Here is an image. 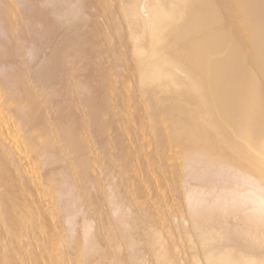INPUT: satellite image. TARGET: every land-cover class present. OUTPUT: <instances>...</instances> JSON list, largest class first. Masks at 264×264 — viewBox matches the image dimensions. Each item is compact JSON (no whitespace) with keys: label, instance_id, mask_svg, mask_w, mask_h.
<instances>
[{"label":"bare ground","instance_id":"bare-ground-1","mask_svg":"<svg viewBox=\"0 0 264 264\" xmlns=\"http://www.w3.org/2000/svg\"><path fill=\"white\" fill-rule=\"evenodd\" d=\"M120 9L133 58L118 87H111L112 79L99 81L113 68L97 67L95 48L92 59L84 62L67 58L74 51L64 55L74 73H80L68 76L67 83H84L89 90L85 99L73 101L71 108L77 111H50L47 82L30 69L25 71V84L16 77L0 78V93L14 92L0 97V250L4 251L0 264H91L87 258L101 249L98 237L90 232L92 220L81 216L76 238L68 216L84 213V201L89 209L95 208L80 194L96 184L91 179L89 185L88 176H98V166L108 170L116 164L122 180L129 181L130 171L139 165L129 155L131 146L140 149L149 144L162 155L171 147L175 156L186 159L202 154L255 176L264 186V0H123ZM36 79L42 82L34 89L28 87ZM101 88H105L103 97L96 92ZM119 101H127L128 106L119 113L112 111L110 106ZM15 110L20 113L17 121ZM117 115L128 124L138 119L141 123L135 129L148 133L146 142L139 135L133 139L128 134L122 141L119 135L112 137L110 119L103 117ZM116 155L118 159L111 162ZM68 186L73 191L69 203L59 199ZM124 197L130 202L127 194ZM96 229L100 225L95 221ZM151 247L155 264H178L175 249L172 254L168 244ZM250 250L254 254L256 249ZM208 251L202 258L193 256V262L264 264V255L260 259L257 253L235 256L227 250Z\"/></svg>","mask_w":264,"mask_h":264},{"label":"rangeland","instance_id":"rangeland-1","mask_svg":"<svg viewBox=\"0 0 264 264\" xmlns=\"http://www.w3.org/2000/svg\"><path fill=\"white\" fill-rule=\"evenodd\" d=\"M104 1L106 2L103 0H0V78L9 81L16 77L15 79H20V82L23 80L22 83L25 84L24 74L30 69L31 73L39 74L41 79L44 77L47 82L46 92L52 99L51 108H48L50 111L58 108L77 111L71 108L73 101L85 99L89 90L84 83L74 82L75 85L67 83L70 82V76L78 77L80 73H74L70 63L65 59L75 57L78 63L84 62L88 58L92 59L95 48L97 67L102 70L106 67L113 68L111 75H101L102 78L98 75L99 81L112 79L111 87H118L119 78L127 74L126 68L130 67L133 57L129 49L130 40L127 39L128 27L120 11L123 0ZM144 1L148 3L150 0ZM8 6H11L9 9L12 8L11 15ZM142 15L145 17L146 12ZM11 32H15L16 35L11 36ZM121 44H126L123 51ZM67 52L74 54L70 53L64 58ZM226 52L227 50L217 56H225ZM122 57L125 58V62H122ZM67 68L68 70L71 68L69 70L71 73ZM39 82L42 80H30L27 85L34 89ZM96 92L98 96L103 97L105 88ZM13 93L12 90L7 89L0 93V97H11ZM127 103V101H119L110 108L119 113L128 106ZM15 113L19 116V118L14 116V120L17 121L20 119V113L19 111ZM118 116L103 117L105 120L110 119L112 137L118 138L119 135L118 139L122 141L126 139L125 136L130 135L135 139L139 135L140 139L146 142L148 133L135 129L141 123L138 119L135 118L128 124ZM103 118L97 121H102ZM139 147L140 149L131 146L129 149L131 150L129 155L132 154L136 160H139V165H134L135 171H130L132 177L129 181L122 180L123 174L120 170H115L116 164L114 168L112 166L108 170L107 166H98L99 177L96 175L91 178L92 174H90L89 182L87 181L89 185L92 184V180L96 184L85 188L80 194L82 198L85 197L83 200L88 199L92 204L95 203V208L89 209L84 201L86 205L82 206L84 213L68 216L69 221L74 224L72 233L76 238L78 234L75 233L81 226V216L92 220L89 222L90 232H94L98 237L101 249L97 251L100 253L99 258L97 253L87 258V260L91 259V264L98 260L102 264H155L154 249L151 246L161 242L168 244L171 252L175 249L176 253L172 252V254L176 255L173 254L174 261L178 260V264L182 261L181 264H195L193 256L202 258L203 254L209 252L208 249L213 254L224 253L227 250L226 252L238 256L242 253L252 255L250 249L255 247L254 254H259V258L262 259L264 186L255 176L206 158L202 154H197L193 159H186L179 155L175 156L171 147L164 155L149 144ZM162 156L164 159H161ZM113 158L111 162L117 160L118 156ZM108 194L114 196L112 202L108 200ZM126 194L130 198L128 203L124 197ZM72 195L73 191L68 186L65 192L59 194V199L69 203ZM105 200L110 204L105 203ZM107 216L111 219L109 220ZM93 220L98 222L100 229L95 231ZM110 251L113 252L109 255ZM3 252L0 250V253ZM107 257L110 258L107 260Z\"/></svg>","mask_w":264,"mask_h":264}]
</instances>
